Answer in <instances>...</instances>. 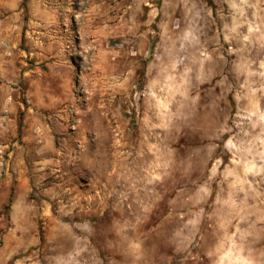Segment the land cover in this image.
Masks as SVG:
<instances>
[{
	"label": "rangeland",
	"instance_id": "374dc122",
	"mask_svg": "<svg viewBox=\"0 0 264 264\" xmlns=\"http://www.w3.org/2000/svg\"><path fill=\"white\" fill-rule=\"evenodd\" d=\"M0 264H264V0H0Z\"/></svg>",
	"mask_w": 264,
	"mask_h": 264
},
{
	"label": "crops",
	"instance_id": "0c3cea01",
	"mask_svg": "<svg viewBox=\"0 0 264 264\" xmlns=\"http://www.w3.org/2000/svg\"><path fill=\"white\" fill-rule=\"evenodd\" d=\"M5 134V130L2 131V135ZM16 165V161H13V159L8 160L6 168H5V174H11L13 170H16L14 167Z\"/></svg>",
	"mask_w": 264,
	"mask_h": 264
}]
</instances>
